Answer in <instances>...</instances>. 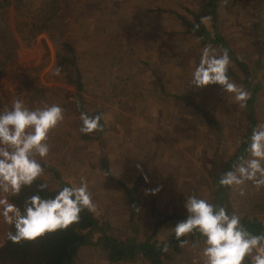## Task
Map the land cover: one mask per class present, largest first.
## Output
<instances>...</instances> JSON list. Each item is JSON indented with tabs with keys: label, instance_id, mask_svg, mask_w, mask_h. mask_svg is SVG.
I'll list each match as a JSON object with an SVG mask.
<instances>
[{
	"label": "rangeland",
	"instance_id": "374dc122",
	"mask_svg": "<svg viewBox=\"0 0 264 264\" xmlns=\"http://www.w3.org/2000/svg\"><path fill=\"white\" fill-rule=\"evenodd\" d=\"M231 1L218 13L217 31L212 18L206 25L228 48L216 35L202 39L188 32L184 19H194L199 0H4L0 6V110L17 96L31 107L55 103L66 109L51 133L48 165L67 182L86 178L94 214L108 223L110 235L136 242L154 236L167 244L172 227L186 217L185 195L220 204L213 177L235 156L250 127V99L264 84V4ZM238 13L247 18L234 19ZM208 44L229 50L237 74L231 79L251 93L246 108L220 86L190 87V73ZM63 57L76 66H61ZM57 67L59 76L53 75ZM77 72L81 87L72 82ZM80 107L101 112L103 134L84 138ZM257 108L263 112L264 104ZM42 177L57 183L46 167ZM243 187L244 196L228 188L227 207L243 219L264 221V187ZM156 188L155 195L148 192ZM7 225L0 221V234ZM203 246L197 239L181 252L169 250L163 264H203ZM76 260L113 264L100 246H85ZM115 264L152 263L138 254Z\"/></svg>",
	"mask_w": 264,
	"mask_h": 264
},
{
	"label": "clouds",
	"instance_id": "9594fccd",
	"mask_svg": "<svg viewBox=\"0 0 264 264\" xmlns=\"http://www.w3.org/2000/svg\"><path fill=\"white\" fill-rule=\"evenodd\" d=\"M210 21V16H203L200 23L206 26ZM231 64L228 49L205 45L190 73V87L204 89L219 85L225 94L233 96L241 109L246 108L251 93L231 79ZM60 74L61 69L57 67L53 75ZM65 112L64 107L55 103L31 107L22 96L13 98L10 108L0 110V220L12 226L7 239L14 244L67 230L79 223L85 210L96 211L84 177L78 184L65 183L51 195H41L48 189L47 183L36 184L48 165L51 133L63 123ZM79 118L81 134L104 129L102 114L81 111ZM242 143L243 154L218 180L220 187L238 188L240 196L245 195L243 186L247 182L257 190L264 187V124L254 126ZM33 185L36 191L26 197L23 207L9 199ZM158 191L159 188L148 190L152 195ZM183 207L186 217L172 227L174 236L183 247L188 243L184 237L198 233L204 245L200 252L203 264H247L249 260L251 264H264V232L250 231L235 210L199 194L185 195ZM162 251H168L167 244ZM193 264H200V260L194 259Z\"/></svg>",
	"mask_w": 264,
	"mask_h": 264
},
{
	"label": "trees",
	"instance_id": "16d2710c",
	"mask_svg": "<svg viewBox=\"0 0 264 264\" xmlns=\"http://www.w3.org/2000/svg\"><path fill=\"white\" fill-rule=\"evenodd\" d=\"M222 1L223 0H200V8L198 13H193L194 19H184L188 24V32H193L202 39L205 37L210 39L213 38V35H216L215 38L220 39V41H223L224 43V39L220 38L217 32L210 31L207 26L200 23L201 17L210 16L213 19L214 30L217 31V18L219 16L218 9ZM48 19H50V17H48L46 20ZM197 24H199L198 29L195 28ZM224 45L226 48H228L227 44L224 43ZM68 47L69 52L72 55V53H74V48L70 46ZM234 59L240 68H243V70L247 71L245 62L238 60L235 58V56ZM68 63H72L73 66H76L77 62H75L74 59L70 61L69 57H63L61 66L64 64V66L67 68ZM77 76V79L72 82L77 83L80 86V74L78 73ZM229 76H237L232 66L229 69ZM210 86L214 87L219 85ZM260 86L261 85L255 89L256 92L261 89ZM250 101V127L247 133L243 135L242 141L251 134L252 128L257 125V120L252 113V110L254 111L253 96ZM81 111H86L90 115L97 113L101 114L99 111H87L80 107L79 112L81 113ZM208 122H214L217 124V122L212 119H208ZM102 123L104 124V129L102 132H94L89 135H84V138L92 139L97 135L103 134L106 131V125L103 120ZM243 149L244 144L241 143L236 150L235 156L224 162L225 167H219L217 170V175L213 177V183L218 188L217 199H219V203L222 205L227 206V203H225V192H227L228 188L220 187L218 185V180L224 172L231 169L232 165L236 162L237 157L243 154ZM46 168L54 174L57 183L55 185H51L43 177H40L36 181V184H48V189L41 193V195H51L55 190L67 183V181L61 178L57 169L50 165H47ZM124 188L126 192L129 194L131 193L129 188L125 185ZM35 191L36 186L33 185L31 188L23 189L18 196H10V200L16 203L18 206L23 207V202L26 197L32 195ZM177 217H179V215L170 216L167 217V219L169 220ZM243 222L245 226L253 233L258 234L260 232H264V221L243 219ZM12 230V226H10L8 232ZM183 239H186L190 243H194L195 240L202 238L198 233H192ZM164 244L166 243H161L154 239V236L149 237L141 242L114 237L110 235L109 225L106 221H101L95 216L93 212L85 210L81 214L79 223L72 225L67 230L46 234L35 241H24L19 244H14L7 239L6 235L5 242L0 247V264H77L76 259L79 256L80 251L85 246H100L107 252L108 261L113 264L130 260L138 254H142L143 257L148 258L152 264H163L162 257H168L169 250H172L175 253L181 252V246L176 240L175 236L170 237L169 243H167V252L162 251ZM247 264H251L250 260L247 262Z\"/></svg>",
	"mask_w": 264,
	"mask_h": 264
},
{
	"label": "crops",
	"instance_id": "0c3cea01",
	"mask_svg": "<svg viewBox=\"0 0 264 264\" xmlns=\"http://www.w3.org/2000/svg\"><path fill=\"white\" fill-rule=\"evenodd\" d=\"M259 1H260V3L264 4V0H259ZM229 2H230V0H228V2L226 4L219 6V9H218V13L219 14H220V11H221L222 7L226 6ZM231 2H232L233 5L235 4V0H233ZM199 3H200V0H199ZM235 5L236 6L245 5V0H236V4ZM260 16L261 15H258V13H257V18H260ZM220 17H221V15H220ZM233 18L234 19L236 18L237 20H244L245 18H247V15H245L244 13H238V14H235V15L233 14ZM207 26H209V25L207 24ZM209 30L212 31V29H209ZM238 30H242V29L239 28ZM260 60H262V59H260ZM260 87H261V89L253 94V106H254L255 117H256V120H257V125L258 124H264V111L260 113L259 112V108H257L258 106L264 104V102L263 103L261 102V100H263V98H264V84H261ZM261 221H263V220H261ZM9 227H10V225H7L5 232L0 234V240H1L0 241V247L5 242V238H6V235H7Z\"/></svg>",
	"mask_w": 264,
	"mask_h": 264
},
{
	"label": "built area",
	"instance_id": "2783aa9c",
	"mask_svg": "<svg viewBox=\"0 0 264 264\" xmlns=\"http://www.w3.org/2000/svg\"><path fill=\"white\" fill-rule=\"evenodd\" d=\"M3 1H4V0H0V6H2V5H3V4H2V3H3ZM0 221H1V220H0Z\"/></svg>",
	"mask_w": 264,
	"mask_h": 264
}]
</instances>
